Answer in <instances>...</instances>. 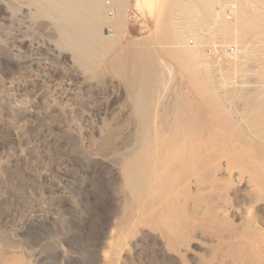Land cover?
I'll return each mask as SVG.
<instances>
[{"label":"rangeland","instance_id":"rangeland-1","mask_svg":"<svg viewBox=\"0 0 264 264\" xmlns=\"http://www.w3.org/2000/svg\"><path fill=\"white\" fill-rule=\"evenodd\" d=\"M98 4L0 0V264H264V0Z\"/></svg>","mask_w":264,"mask_h":264},{"label":"bare ground","instance_id":"bare-ground-1","mask_svg":"<svg viewBox=\"0 0 264 264\" xmlns=\"http://www.w3.org/2000/svg\"><path fill=\"white\" fill-rule=\"evenodd\" d=\"M144 5H146V9L147 6L151 7L153 5V3L156 0H140ZM49 4L50 6L57 11L58 13H60V15L65 16V18H73L74 20H79V19H83L82 14L79 12L80 8H86L87 11L89 12V16L91 17V20L94 19L93 15H97L100 11V6L98 4V0H86L85 4L82 0H66V1H62V0H49ZM88 4V6H87ZM141 4V3H140ZM86 7H85V6ZM155 6V5H154ZM218 10V9H217ZM143 11V10H142ZM108 12V11H107ZM176 36V35H175ZM192 39V38H191ZM190 39V40H191ZM71 41V40H70ZM74 43H77L76 40H72ZM175 41V40H174ZM193 42V39H192ZM170 44V43H169ZM171 45V44H170ZM192 54V53H191ZM158 92V91H157ZM156 94V93H155ZM156 97V96H155ZM176 97V96H175ZM178 97V96H177ZM187 98V96H186ZM171 99V98H170ZM192 99V98H191ZM160 100V98H159ZM173 100V99H172ZM184 100V99H183ZM186 101V100H185ZM188 101V100H187ZM173 102V101H172ZM176 102V100H175ZM182 102V101H181ZM171 103V102H170ZM182 103H185L184 101ZM158 104V102H157ZM186 104V103H185ZM177 105V104H176ZM178 107V106H177ZM179 107L180 104H179ZM169 110V109H168ZM163 118V117H162ZM154 119V118H153ZM152 119V120H153ZM160 121V120H159ZM157 122V121H156ZM155 123V122H154ZM153 124V123H152ZM158 124V122H157ZM156 123L150 127V126H144L142 127V134L143 136L145 135H149L150 136V145L152 147H155L157 145H159L161 139H163L164 136L169 135V137H174L177 138L179 137V133H181V129L176 130V131H172L170 130L167 124V128L164 131H160L159 126ZM174 127H172L173 129ZM192 134V133H191ZM183 136V134H181ZM135 136V135H134ZM133 136V137H134ZM168 138V137H167ZM173 139V138H172ZM192 139V138H191ZM167 140V139H166ZM170 140V138H169ZM168 140V141H169ZM175 140V139H174ZM178 140V139H177ZM191 141V140H190ZM167 143V142H166ZM191 143V142H190ZM163 144V143H162ZM190 145V144H189ZM193 145V143H192ZM150 147V146H149ZM165 147V146H164ZM157 148V147H156ZM192 150V149H190ZM164 151V150H163ZM192 152V151H191ZM191 154V153H190ZM169 156V155H168ZM167 156V157H168ZM133 157V156H132ZM149 157H146L144 160L148 161ZM145 168H138L137 169V173L140 172L141 174L145 172ZM151 173V172H150Z\"/></svg>","mask_w":264,"mask_h":264},{"label":"built area","instance_id":"built-area-1","mask_svg":"<svg viewBox=\"0 0 264 264\" xmlns=\"http://www.w3.org/2000/svg\"><path fill=\"white\" fill-rule=\"evenodd\" d=\"M105 6H106V9L108 11V14L113 15L114 11L112 10V8H111L112 6H111L109 1L105 2ZM217 9L220 10V13L223 12L222 14H224L228 19H232V17H233V8L232 7H230V8L228 7L225 10H223L222 7L218 6ZM190 42H192V39L190 40ZM206 51L210 56L217 57L219 49L216 48V46H209L208 48H206Z\"/></svg>","mask_w":264,"mask_h":264}]
</instances>
